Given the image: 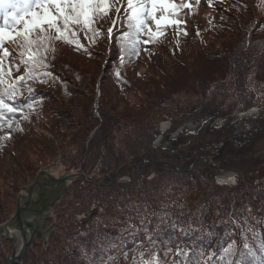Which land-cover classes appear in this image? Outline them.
Returning a JSON list of instances; mask_svg holds the SVG:
<instances>
[{
    "label": "trees",
    "instance_id": "1",
    "mask_svg": "<svg viewBox=\"0 0 264 264\" xmlns=\"http://www.w3.org/2000/svg\"><path fill=\"white\" fill-rule=\"evenodd\" d=\"M174 2L181 3L184 0H174ZM121 4L126 7V0H122ZM258 7H261L260 11ZM180 16L187 21V35H177L174 28H169L162 37L150 43L148 45L150 49L146 51L142 47V41L146 37L141 36L139 37L141 40L138 46L139 54L131 57L127 51L130 38L124 33H133L134 30L128 28L123 8L120 15L112 11L110 12L111 19L105 20L109 23L107 28L112 25V19L116 20L115 25L112 26L111 36L106 28L104 34L102 31V35L96 42L91 43L84 38L83 33H80V43L84 45V48L79 51L67 43L57 41L54 45L55 51L59 46L70 50L71 55L75 57L87 61L92 59L91 84H83L82 87L76 84L78 76L73 77L67 66L65 70L64 65L59 67L60 64L53 61L52 57L49 60V67L43 70V82L29 81L28 86L33 89L32 93L29 95L27 88H23V96L12 102L17 108L23 109V114L10 117L15 120L10 133L7 126L0 128V155L3 148L9 145L7 143L9 141H1V135L8 133L12 140L21 133L25 134V127L32 124L34 119L44 118L46 101H50L54 104L51 108L54 114L52 120H60L53 128L70 126V129H74V138L84 145L87 142L86 153L90 150L98 151L99 148L110 153H115L116 150L118 152L116 155L123 154L117 161L119 167L131 164L137 165L136 168H143L158 161L153 155L154 132L146 127H149L148 122H151L149 113L154 107L166 108L164 101L169 96L165 97V95H172L188 84L192 87L189 92L206 96L213 83L220 80L217 78H226L237 86L242 84L244 73H251L253 78L255 75L260 76L257 79L262 83L260 85H264V0H199L198 3L194 0L190 13L184 9L180 12ZM191 20L195 21L198 26L200 25L199 29L191 26ZM223 29L229 30V34L221 35L219 43L217 42L221 51L209 53L207 40L209 37L219 36V32ZM197 31L199 35L196 34ZM233 36H237L235 44ZM102 38L106 42L101 43L99 39ZM166 44L170 46V49L164 48ZM122 48L125 51H122ZM104 49L107 52L106 56H104ZM161 51L164 54L160 53ZM97 53L103 57L102 61L94 59L100 57ZM54 54L55 52L52 53ZM161 56L165 59L168 57L169 63H164L162 59L158 60L162 63L163 70L150 69L140 79L136 78L140 75L137 68L141 63L144 61L155 63L157 60H154ZM102 65L103 74L98 83L99 93L95 106L92 100L95 97L93 93ZM151 66L146 64L147 69L157 67L156 65ZM2 87L0 86V90ZM74 87L76 89H73ZM77 90L81 94L76 92ZM138 90L143 94L142 99L138 101L136 98H130V93ZM88 91H92V94ZM73 96H82L84 99H89L91 103L92 110L89 116H87L89 108L85 111L87 115L83 120L73 116L72 108L58 106V104L65 105L67 101L74 102ZM256 99L253 96V100ZM134 100L139 102L137 113H134V108L131 106V101ZM246 108L247 106L242 110ZM135 128H141L142 133L145 131L144 139L138 138V140L142 139L139 141L138 147L141 149L139 151L135 149L132 151V144L126 147V150L130 151L128 154L124 149L123 135ZM47 143L46 140L37 143L38 152L48 147ZM88 149L89 151H86ZM146 153L154 160L145 164L143 159ZM201 160V158H192L184 164L168 162L164 172L165 175L171 176L168 179L174 182L172 183L174 195L180 197L178 194H184L188 197L189 193H196L194 203L180 211L172 209L160 211L151 205L153 210L156 209L155 214L148 215L145 220H140V223L139 221L132 223L126 217L127 214L137 217L139 206H130L131 202L125 199L115 198V195L110 196L105 191L100 192L105 185L109 188L115 187L112 182L115 175L112 178L102 179L98 183H94L98 179L84 182L85 174L82 175L81 171L80 174L67 175L74 177L61 187L63 194L55 205L64 206L66 204L67 206L70 204L68 198L72 199V206L78 204L77 207H80L74 210V213L71 212L72 215L69 216L72 217L85 211V208L83 209L85 203L99 201L105 207L107 216H112L113 223L104 224L106 221H101L95 228L96 222L86 234L76 239L69 234L71 239H68V244H66L67 239L60 234L64 232L63 228L58 231L54 228L47 240H42L40 235L35 234L20 264L26 263L27 252L30 251L35 238H40L48 251L60 246V251L63 253V255L61 253L62 256L55 255L54 261H46V264H126L131 259L133 248L138 242L140 246L144 243L143 247L147 248L150 253L159 254L161 264L165 263L168 255L175 254L177 250L188 255L173 256L166 264L182 261L185 264V260L187 264H206L209 260L211 264H224L221 261L223 249L229 243L235 242L236 247L243 251L242 244L246 242L250 246L251 255L245 254L241 257L237 252L235 256L228 257L226 260H240L241 264H264V181L249 186L243 184L237 187H221L213 183V178L206 179L201 176L199 167L205 166ZM141 165L143 167H139ZM204 168L205 173L209 172L208 167ZM160 180L162 178L157 177L150 182L153 188L146 193L147 196H153V191H157V189L154 190L153 183L160 182ZM73 186L75 190L70 193V188ZM128 193L125 189L123 195ZM133 199L130 198V201ZM142 201L144 202L143 199ZM145 202L155 203L151 200H145ZM6 215L7 212L0 210V220L5 219ZM115 216L118 220H114ZM46 219L48 216L44 218ZM69 221L76 223L74 217ZM0 240L4 243L8 241L1 237ZM0 263L8 264L6 257Z\"/></svg>",
    "mask_w": 264,
    "mask_h": 264
},
{
    "label": "rangeland",
    "instance_id": "2",
    "mask_svg": "<svg viewBox=\"0 0 264 264\" xmlns=\"http://www.w3.org/2000/svg\"><path fill=\"white\" fill-rule=\"evenodd\" d=\"M121 2L122 0H120L117 6H120ZM187 2L193 5L194 0H187ZM258 10L260 11L261 7H258ZM115 14L117 13L115 12ZM260 16H262V13H260ZM0 22H2V17H0ZM198 23L201 24L202 19L201 23ZM108 24V22H102L103 34ZM112 26L113 24L110 27ZM150 26L154 27V25ZM191 26L199 29L200 25L198 26L195 24V21L191 20ZM123 27H125L124 24ZM225 33L229 34V30L223 29L219 32V36L209 37L206 42V45H209L207 48L209 53L221 51L218 45L219 38ZM232 39L235 44L237 36H233ZM99 40L101 43L106 42L104 38ZM6 46L10 51L14 48H11L10 43ZM142 47L145 48V45L143 44ZM164 48L168 50L170 46L166 44ZM147 49H150L149 46H147ZM99 50H102V48H99ZM15 51L18 52L19 50L16 49ZM54 52L55 54L52 55ZM52 53L49 56V60L53 57V61L60 64L58 65L59 67L64 65V70L65 66H67V69L72 72L73 77L78 76L76 84L81 87L83 84H91L90 81L93 78L90 77L92 75L91 71H93L92 59L87 61L75 57L71 55L70 50L59 46ZM160 53L164 54L162 51ZM97 54L100 57H95L94 59L102 61L103 57L100 53ZM106 55L107 52L104 53V56ZM161 59L165 61L164 63L169 64L167 61L168 57L165 59L161 56L154 61ZM157 61L155 63H147L146 61L141 63L137 68V72L140 75H137L136 78L140 79L150 69L163 70L162 63ZM15 62L19 63L18 56L15 57ZM146 64L148 66L152 65L151 67L156 65L157 67L147 69ZM5 71H7V67H5ZM23 71L21 67L18 72L14 71L11 77L6 76L4 78L10 82V79L23 75ZM99 71L100 75L93 93L95 97L92 99L95 106L97 94L99 93L98 83L103 74V65ZM257 77L260 76L255 75L253 78L251 73H244L242 84L240 83L237 86L226 78H217V80H220L213 83L206 96L192 94L189 92L192 87H189L188 84L182 89L175 91L172 95H165V97L169 96L164 101L166 108L161 109V106L157 109V107H154L149 113L151 122H148L149 127H146L149 131L154 132L152 141V147L154 148L153 155L158 161L146 167L139 166L143 168H136L137 165L131 164L119 167L117 161L120 155L122 156L123 154L116 155L118 154L116 150L115 153H110L103 148H99L98 151L90 150V152L86 153L87 142L84 145L75 139L74 129H70V126L53 128L60 120H52L54 114L51 108L54 104L46 101L44 118L38 117L34 119L32 124L25 127V134L21 133V135L14 137L12 140L3 139L4 136L9 135L8 133L1 135V141L7 140L9 141L7 142L9 145L3 148L0 155V210L7 212L6 218L0 220L2 222L0 223V237L5 239L1 236L3 226L14 216L18 197L25 194L23 189L32 184L40 168L48 169L58 179L69 174H80L81 171L82 175L85 174V178L83 177L84 182L96 179H100L101 181L109 177L112 178L115 175L112 179L115 187L109 188L105 185L100 189V192L105 191L110 196L111 194L115 195V198L125 199L127 202H131L130 206H139L137 217L130 214L126 215L132 223L138 221L140 223V220H145L148 215H154L156 209H160V211L167 209L180 211L190 206L191 203H194L196 193H189L190 196L188 195V197L184 194H178L180 197L174 195V187L172 185L174 182L169 180L171 176L169 177V175L164 174L168 162L184 164L192 158H201L202 163L205 165L204 167L209 168V172L205 173V168L203 166L199 167V172L203 178H213L214 184L223 181L221 178L226 176H229V179L227 178L225 181L235 180V185H225V187H237L243 184L249 186L264 181V85H260L262 83ZM4 85L7 84L4 82ZM73 89H76V87ZM92 91H88V93L92 94ZM76 92L81 94L78 90ZM142 96L143 94L140 90L130 93V98H136L138 101L142 99ZM253 96L254 99L256 97L257 99L253 100ZM72 100L74 102L67 101L65 105L58 104V106L72 108L71 113L79 120H83L86 117L85 111L89 108L87 115L89 116L92 110L89 99H84L82 96H73ZM138 105L139 102L135 100L131 101L134 113H137ZM245 106L247 108L244 111L242 109ZM239 110L241 111L239 112ZM96 116L98 115L96 114ZM66 122L69 123L68 121ZM162 125L166 127L164 131L161 129ZM144 132L142 133L141 128H135V130H131L123 135L125 139V152L128 153L129 150H126V147H129L130 144H132V151L134 149L137 151L141 150L138 146L139 141L142 139L138 140V138L142 137L144 139ZM45 140L48 141V147L38 152L36 144L40 141L45 142ZM47 148L50 149L46 151L45 149ZM86 151H89V149ZM152 158V156L146 153L143 161L146 164L154 160ZM157 177L162 178L160 182L153 183L154 190L157 189V191H153L152 197L147 196L146 193L153 188L150 182ZM220 186L223 187L224 185L220 184ZM61 187L53 191V196H57L60 192L61 197L63 194V188ZM125 189L129 193L123 195ZM74 190L75 186L71 187L70 193L74 192ZM110 196L109 199H111ZM130 198H134L133 201H130ZM142 199L144 202L145 200H151L155 203L150 204L145 202L144 207H142L144 203ZM68 202L70 204L67 206L66 204L64 206L54 204L55 206L50 208L48 219L43 220L41 223V230L43 232H47L49 229L53 231L54 228L58 231L63 228L62 231L64 232H60V234H62L64 239H67L66 244H68V241L71 239L68 236L69 234L76 239L78 236L86 234L96 222L95 228L101 221H106L104 224L113 223L112 216H107L105 207L99 201H92L89 204L84 202L83 209L85 208V211L77 213L79 216L77 214L72 216L76 220V223L73 224V222L69 221L72 218L69 215H72L71 212L80 209V207H77L78 204L72 206V199L68 198ZM151 205L154 208L156 207V209L153 210ZM114 218V220H118L117 216ZM232 225L235 227L234 224ZM47 237L45 240L48 239ZM0 242V262H3V259L5 257L7 259L12 253V242L9 240L6 243L1 240ZM143 245L144 243L140 246L138 242L134 246L133 255L126 264H133L134 257L139 261L141 253H143L144 260H150L156 255L155 252L150 253ZM45 247L40 238H35L30 251L27 252L25 264H46V261H54L53 257L55 255H63L60 251V246H56L51 251H48ZM173 256H177V252L168 255L163 264H166ZM173 264H184V262H175Z\"/></svg>",
    "mask_w": 264,
    "mask_h": 264
},
{
    "label": "snow or ice",
    "instance_id": "3",
    "mask_svg": "<svg viewBox=\"0 0 264 264\" xmlns=\"http://www.w3.org/2000/svg\"><path fill=\"white\" fill-rule=\"evenodd\" d=\"M119 2L120 0H0V86H3L0 90V128L7 126L10 133L15 125V120L10 117L23 114V109L17 108L12 102L23 96V88H27L29 95L32 93L29 81L43 82V70L49 67V56L55 43L62 41L79 51L84 48L80 43V33H83L86 40L95 43L102 35V22L111 19L112 11L120 15L123 8L128 28L134 30L133 33H124L130 38L127 48L129 57L139 54L141 36L146 37L142 41L146 51L147 46L162 37L169 28H174L177 35H187V21L180 16L184 9L191 11L192 5L187 0L181 3L174 0H126V7L123 4L117 6ZM115 23L116 20L112 19V24ZM150 24L155 26V30ZM107 32L111 36L113 27H109ZM196 34L199 35V32ZM9 43L14 46L11 51L6 46ZM16 49L19 51L16 52ZM122 51L125 49L122 48ZM17 56L19 63L15 62ZM21 67L23 75L10 79L4 86V77H11ZM10 138V134L3 137ZM242 249L240 251L235 242L229 243L223 249L221 261L224 264H241L240 260L226 258L235 256L237 252L241 257L251 255L250 246L246 242L242 244ZM187 255L177 250V257ZM133 264L161 262L159 254L150 260H144L141 253L139 261L136 257L133 258ZM206 264H211V261Z\"/></svg>",
    "mask_w": 264,
    "mask_h": 264
},
{
    "label": "water",
    "instance_id": "4",
    "mask_svg": "<svg viewBox=\"0 0 264 264\" xmlns=\"http://www.w3.org/2000/svg\"><path fill=\"white\" fill-rule=\"evenodd\" d=\"M73 177L65 176L58 179L48 169H40L32 184L23 189L25 194L18 197L16 212L3 226L1 233L2 237L12 242V253L7 258L8 264H20L35 234L45 240L52 232V229L43 232L41 223L60 197V192L57 196H53V191ZM99 181L100 179L94 183ZM15 235H18V238Z\"/></svg>",
    "mask_w": 264,
    "mask_h": 264
},
{
    "label": "bare ground",
    "instance_id": "5",
    "mask_svg": "<svg viewBox=\"0 0 264 264\" xmlns=\"http://www.w3.org/2000/svg\"><path fill=\"white\" fill-rule=\"evenodd\" d=\"M10 46H11V48H13L14 46L10 43ZM165 125H162L161 126V129L164 131L165 130ZM229 176H226V177H224V178H221L223 181H225V179H227ZM229 179V178H228ZM16 236V238H18V235H15Z\"/></svg>",
    "mask_w": 264,
    "mask_h": 264
}]
</instances>
